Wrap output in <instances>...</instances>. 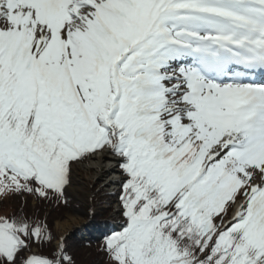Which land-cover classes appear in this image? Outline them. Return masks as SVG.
Listing matches in <instances>:
<instances>
[{"label": "snow or ice", "instance_id": "6c2138e0", "mask_svg": "<svg viewBox=\"0 0 264 264\" xmlns=\"http://www.w3.org/2000/svg\"><path fill=\"white\" fill-rule=\"evenodd\" d=\"M98 155L106 264H264V0H0V197L67 204ZM0 264L76 257L21 208Z\"/></svg>", "mask_w": 264, "mask_h": 264}, {"label": "rangeland", "instance_id": "374dc122", "mask_svg": "<svg viewBox=\"0 0 264 264\" xmlns=\"http://www.w3.org/2000/svg\"><path fill=\"white\" fill-rule=\"evenodd\" d=\"M109 160H110L109 156L104 159L103 165L105 169H108L109 167L108 164ZM91 162H93V160H89L88 162H85L80 165L78 171L75 174V182L72 185V187H70L67 191V195L69 194L76 199V201L74 202L75 207H73L75 209L71 213H67L66 216L63 217V219L61 218L57 220L56 224L53 226L57 234H63L66 236L68 243L71 242V240L74 238L79 240L76 236H73L71 234L73 232V229H76V227L80 226V224L77 225L74 224L73 228L67 231H65L64 228L68 226L67 224L70 223L69 220L73 216H77L76 219H79L80 222H83V221H87L89 218L91 219L99 218L100 216H102L101 214L112 215V214H117V210L121 211V208H119V204L115 202L117 194L114 195L115 192H113L114 190H112L111 188H106L107 184L108 185L110 184L109 182L111 178H113V175H116L114 173L115 172L117 173V171L115 172L113 171L112 174L109 173L108 171L100 180H97L99 173H96L95 169L89 168ZM113 184L117 189H119V185H118L119 183L117 184L113 183ZM83 186L88 190L87 191L88 197L82 193V191H85L83 189ZM110 186L111 185H109V187ZM73 187L75 189L77 188V191L72 190ZM80 188L83 190L80 191L79 190ZM32 203L34 207L38 206L37 201H35L34 199ZM112 205L115 206L117 210L111 208ZM5 209L8 210L7 208ZM75 210L77 211L74 212ZM2 213L0 215H3ZM82 226L83 223L81 224L80 228L84 230L83 229L84 226L83 227ZM90 251H92L91 248L85 246L83 247L81 254H77L74 251L77 264H106L104 263L103 256L99 255L100 259H97L95 258L96 255L92 252L93 253L92 256V253Z\"/></svg>", "mask_w": 264, "mask_h": 264}, {"label": "trees", "instance_id": "16d2710c", "mask_svg": "<svg viewBox=\"0 0 264 264\" xmlns=\"http://www.w3.org/2000/svg\"><path fill=\"white\" fill-rule=\"evenodd\" d=\"M26 201V203H25ZM38 209L32 208V196L28 195L25 199L24 196H12L11 198L5 200L3 197H0V212L4 214L11 215L13 212L20 210L21 208L29 214H35L37 218H43L47 216L48 223L54 226V222L57 219H63L65 217L66 212L71 208L70 206H74V200L67 195V204L57 205L56 203H48L43 200H38ZM49 207V209H48ZM7 208L8 210H6ZM0 213V214H1ZM103 239L100 242L90 241V242H81L76 238L72 239L71 242H67L70 247V251L77 254H81L83 247H89L96 256L95 258L100 259L99 255L103 256L104 263H106V258L103 253L100 251ZM81 246V248H80ZM92 253V256H93ZM103 261V260H102ZM77 264V260H76Z\"/></svg>", "mask_w": 264, "mask_h": 264}, {"label": "bare ground", "instance_id": "6f19581e", "mask_svg": "<svg viewBox=\"0 0 264 264\" xmlns=\"http://www.w3.org/2000/svg\"><path fill=\"white\" fill-rule=\"evenodd\" d=\"M108 157V156H107ZM111 156L109 155V158H110ZM104 159H105V157H101V156H97L96 158H95V160H93V162H91V165L89 166V168H93V169H95V172L96 173H99V176H98V179L97 180H100L104 175H105V173H107L108 172V169H105L104 168V165H103V162H104ZM109 169H111V168H109ZM113 169V168H112ZM114 170V169H113ZM114 180V178H111V181H113ZM83 189L85 190V191H82V193L84 194V195H86L87 197H88V193H87V189L83 186ZM83 189H79L80 191L81 190H83ZM72 190H76L77 191V188L75 189L74 187L72 188ZM76 217L77 216H73L70 220H69V222L70 223H68L67 225V227H64L65 228V231H67V230H70V229H72L73 228V225L75 224V225H77V224H84V223H87V221H83V222H80L79 221V219H76Z\"/></svg>", "mask_w": 264, "mask_h": 264}]
</instances>
